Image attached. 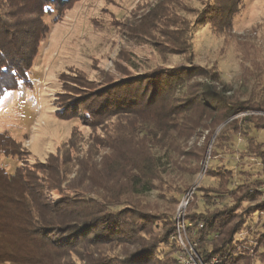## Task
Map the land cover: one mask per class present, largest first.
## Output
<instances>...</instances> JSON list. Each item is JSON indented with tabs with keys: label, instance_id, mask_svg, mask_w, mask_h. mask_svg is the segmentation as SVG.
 Listing matches in <instances>:
<instances>
[{
	"label": "trees",
	"instance_id": "obj_1",
	"mask_svg": "<svg viewBox=\"0 0 264 264\" xmlns=\"http://www.w3.org/2000/svg\"><path fill=\"white\" fill-rule=\"evenodd\" d=\"M79 1L0 0V99L29 85L27 74L48 33L45 18L56 23ZM241 2L208 0L204 19L229 32ZM178 9L176 0H157L139 36L184 55ZM249 86L235 91L216 73L182 64L87 91L74 87L79 91L56 108V116L94 132L82 138L74 128L53 163L36 170L39 177L18 166L9 174L0 163V264H176L174 211L192 187L185 217L202 224L195 238L200 258L219 264L264 259V223L258 233L248 232L246 241H254L256 250H245L237 237L262 220L264 182L231 188L232 171L205 166L209 146L212 160L232 137L246 138L250 128L264 131V80ZM78 138L84 141L80 149ZM16 149L11 136L0 133V158L14 156ZM241 157L259 160L264 169V147L254 140L247 139ZM198 174L216 179V187L191 184ZM108 245L122 253L103 254L100 248Z\"/></svg>",
	"mask_w": 264,
	"mask_h": 264
},
{
	"label": "rangeland",
	"instance_id": "obj_2",
	"mask_svg": "<svg viewBox=\"0 0 264 264\" xmlns=\"http://www.w3.org/2000/svg\"><path fill=\"white\" fill-rule=\"evenodd\" d=\"M156 1L80 0L58 22L52 23V18H45L48 33L27 74L29 85L27 82L20 84L0 99V133H8L17 146L14 156L0 158L7 173L12 174L18 166L31 169L39 177L36 170L42 164L53 163L74 128L81 131L82 138L94 132L75 119L67 121L56 116V108L63 106L80 88L96 89L125 76L182 64L216 73L227 88L240 92L264 80V0H242L229 32L220 31L212 26L210 19H204L209 9L208 0H176L180 9L174 13L177 21L184 23L178 25L176 32L187 42L184 55H174L160 46V41L154 43L139 36L147 10ZM60 75H63L62 81H58ZM247 139L264 147V131L250 128L246 138L242 135L232 137L216 158L209 160L211 146L206 152L205 166L233 172L231 188L243 182H264V169L259 160L241 157L246 151ZM78 140L76 145L80 149L84 141ZM195 183L216 187L217 180L204 179L198 174L191 179V184ZM49 195L52 200L58 197L54 191ZM149 198L153 200L154 197ZM176 209L177 206L175 213ZM262 227V220L258 225L251 224L250 233H258ZM56 239L61 238L56 237L54 241ZM257 246L255 243L253 249ZM100 249L103 254L109 251L111 256L122 253L121 247L113 248V245ZM112 249L115 250L112 252ZM85 250L81 249V253ZM168 250L160 249L159 259L163 260ZM257 259L254 264H264L262 257Z\"/></svg>",
	"mask_w": 264,
	"mask_h": 264
},
{
	"label": "built area",
	"instance_id": "obj_3",
	"mask_svg": "<svg viewBox=\"0 0 264 264\" xmlns=\"http://www.w3.org/2000/svg\"><path fill=\"white\" fill-rule=\"evenodd\" d=\"M195 187H192L184 196L181 198L176 213L173 217L175 237L174 242L178 249V254L176 256V264H219V261L212 259L211 261H205L200 258L196 248L195 238L200 229H202V224L198 223L194 225L192 222L186 219V208L190 201L192 200ZM261 219L264 223V212L261 214ZM242 231L237 235V237L245 241L247 245L245 250H250V246L255 247V242L252 240L246 241L249 231Z\"/></svg>",
	"mask_w": 264,
	"mask_h": 264
},
{
	"label": "water",
	"instance_id": "obj_4",
	"mask_svg": "<svg viewBox=\"0 0 264 264\" xmlns=\"http://www.w3.org/2000/svg\"><path fill=\"white\" fill-rule=\"evenodd\" d=\"M210 147V146H209Z\"/></svg>",
	"mask_w": 264,
	"mask_h": 264
}]
</instances>
